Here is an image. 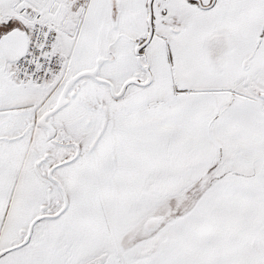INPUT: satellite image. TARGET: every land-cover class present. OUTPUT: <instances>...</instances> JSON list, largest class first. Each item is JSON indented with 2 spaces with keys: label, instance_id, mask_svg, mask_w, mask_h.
<instances>
[{
  "label": "snow or ice",
  "instance_id": "6c2138e0",
  "mask_svg": "<svg viewBox=\"0 0 264 264\" xmlns=\"http://www.w3.org/2000/svg\"><path fill=\"white\" fill-rule=\"evenodd\" d=\"M0 264H264V0H0Z\"/></svg>",
  "mask_w": 264,
  "mask_h": 264
}]
</instances>
